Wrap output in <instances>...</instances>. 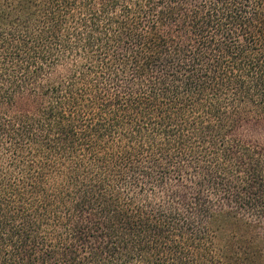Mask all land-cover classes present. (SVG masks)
<instances>
[{
    "label": "trees",
    "instance_id": "1",
    "mask_svg": "<svg viewBox=\"0 0 264 264\" xmlns=\"http://www.w3.org/2000/svg\"><path fill=\"white\" fill-rule=\"evenodd\" d=\"M0 264H264V0H0Z\"/></svg>",
    "mask_w": 264,
    "mask_h": 264
},
{
    "label": "rangeland",
    "instance_id": "2",
    "mask_svg": "<svg viewBox=\"0 0 264 264\" xmlns=\"http://www.w3.org/2000/svg\"><path fill=\"white\" fill-rule=\"evenodd\" d=\"M252 131H253V130L247 128V129H245L244 134H245V135H246V134L248 135V134H250V133L252 134Z\"/></svg>",
    "mask_w": 264,
    "mask_h": 264
}]
</instances>
